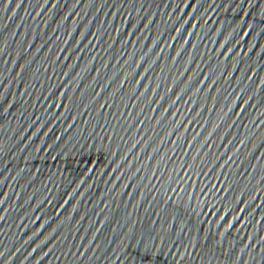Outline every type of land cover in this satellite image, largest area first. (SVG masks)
<instances>
[{
  "label": "water",
  "instance_id": "water-1",
  "mask_svg": "<svg viewBox=\"0 0 264 264\" xmlns=\"http://www.w3.org/2000/svg\"><path fill=\"white\" fill-rule=\"evenodd\" d=\"M0 264H264V0H0Z\"/></svg>",
  "mask_w": 264,
  "mask_h": 264
}]
</instances>
